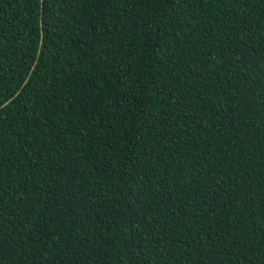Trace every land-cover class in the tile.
Listing matches in <instances>:
<instances>
[{"label": "trees", "instance_id": "16d2710c", "mask_svg": "<svg viewBox=\"0 0 264 264\" xmlns=\"http://www.w3.org/2000/svg\"><path fill=\"white\" fill-rule=\"evenodd\" d=\"M0 264H264V0H0Z\"/></svg>", "mask_w": 264, "mask_h": 264}, {"label": "water", "instance_id": "95a60500", "mask_svg": "<svg viewBox=\"0 0 264 264\" xmlns=\"http://www.w3.org/2000/svg\"><path fill=\"white\" fill-rule=\"evenodd\" d=\"M41 26H42V22H41V20H40V27H41ZM41 34H42V27H41ZM25 82H26V81H25ZM25 82H24V83H25ZM16 94H17V93H16ZM9 101H10V100L4 102V103L1 105V107L7 105V104L9 103Z\"/></svg>", "mask_w": 264, "mask_h": 264}]
</instances>
